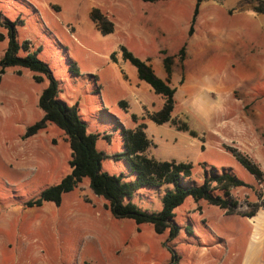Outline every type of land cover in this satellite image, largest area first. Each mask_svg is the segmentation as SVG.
I'll use <instances>...</instances> for the list:
<instances>
[{
	"label": "rangeland",
	"instance_id": "374dc122",
	"mask_svg": "<svg viewBox=\"0 0 264 264\" xmlns=\"http://www.w3.org/2000/svg\"><path fill=\"white\" fill-rule=\"evenodd\" d=\"M253 2L203 0L189 36L195 0H0V58L11 23L17 41L28 42L58 82V99L77 104L88 131L98 135L103 172L134 180L125 157H118L124 152L121 130L143 123L152 142L147 157L193 165L183 185L226 173L246 184L230 190L236 215L187 198L174 211V238L113 218L87 179L59 206L27 208V201L69 173L71 150L50 123L23 138L42 118L38 98L48 81L37 84L29 70L6 68L0 82V264H247V256L264 264V181L236 158L247 157L264 174V14L251 10ZM94 9L112 25L111 33L93 23ZM122 46L149 59L154 69L162 63L161 52L173 57L172 116L196 137L149 119L163 99L138 80L122 59ZM199 89L213 100L195 98ZM171 188H142L133 201L157 213ZM256 208L254 217H242Z\"/></svg>",
	"mask_w": 264,
	"mask_h": 264
},
{
	"label": "trees",
	"instance_id": "16d2710c",
	"mask_svg": "<svg viewBox=\"0 0 264 264\" xmlns=\"http://www.w3.org/2000/svg\"><path fill=\"white\" fill-rule=\"evenodd\" d=\"M202 2L203 0H195L188 28L189 36L194 32V23ZM251 10L264 14V0H254ZM91 20L103 34L112 32V25L105 22L98 10L91 11ZM7 31V47L0 58V82L5 69L11 67L29 70L33 73V80L37 84L42 83L44 79L48 81L38 98V108L43 114L42 118L26 129L23 138L37 134L47 123H50L65 134L71 150V160L68 162L69 173L58 183L42 190L35 199L27 201L25 207H41L48 203L59 206L64 195L72 192L83 179H87L92 193L105 201V207L113 218L130 220L137 229L142 225H150L157 235L167 231L169 238L176 237L179 232V228L173 222L174 211L187 198H191L194 202L205 201L224 210L227 215L237 214L238 204L232 199L230 190L246 186L241 179L226 173L221 176L205 177L200 185H183V179L192 177L193 165L174 160L158 161L147 157L145 152L152 146V142L147 137L143 123L137 124L134 128L121 130L124 152L118 157H125L130 171L135 175L134 180L123 181L121 175L115 176L103 172L101 167L103 155L97 150L98 135L88 131L86 124L79 117L77 104L67 105L58 99L60 87L48 66L37 57V52L29 51L28 42L17 41L13 24H7ZM120 49L122 59L136 69L138 80L149 85L153 92L163 99L161 110L150 114L149 119L157 125L170 124L177 131L188 132L190 136L196 137V133L189 129L186 122L176 120L172 116L176 94V88L170 86L173 57L166 55L164 51L161 52L164 55L162 64L166 74L163 80L155 74L149 59L141 60L123 46ZM20 52L24 55H20ZM185 54L186 46L183 45L178 53L181 70L184 68ZM131 120L136 123L137 117L131 115ZM236 158L259 183L264 181L263 172L247 157L238 154ZM163 185H172V188L165 191L159 212L148 213L133 201L136 192L140 189L158 188ZM262 197L264 199V195ZM258 209L242 214V217L252 218ZM185 230L190 231L187 227Z\"/></svg>",
	"mask_w": 264,
	"mask_h": 264
},
{
	"label": "crops",
	"instance_id": "0c3cea01",
	"mask_svg": "<svg viewBox=\"0 0 264 264\" xmlns=\"http://www.w3.org/2000/svg\"><path fill=\"white\" fill-rule=\"evenodd\" d=\"M162 62V61H161ZM151 66H152V68H153V63H151ZM154 69V68H153ZM154 71H155V74H158L159 73V78H161V79H165L166 78V74H165V71H164V69H163V65H162V63L159 65H157V68L156 69H154ZM188 77H189V75L187 74V80H188ZM173 78H174V73H173V75H172V78H171V80H170V86L171 87H174V85H173V83H172V81H173ZM174 88H176V87H174ZM176 93H177V89H176ZM176 95V94H175ZM197 97H195V98H198V99H212V97L207 93V92H204V91H202V90H200L199 89V91H198V94L196 95ZM213 100V99H212ZM263 222H264V220H263ZM254 258H255V256H247V264H253V260H254Z\"/></svg>",
	"mask_w": 264,
	"mask_h": 264
}]
</instances>
